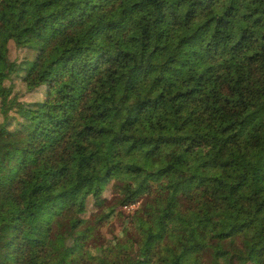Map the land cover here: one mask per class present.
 <instances>
[{
	"label": "trees",
	"instance_id": "1",
	"mask_svg": "<svg viewBox=\"0 0 264 264\" xmlns=\"http://www.w3.org/2000/svg\"><path fill=\"white\" fill-rule=\"evenodd\" d=\"M185 255L264 264V0H0V264Z\"/></svg>",
	"mask_w": 264,
	"mask_h": 264
},
{
	"label": "rangeland",
	"instance_id": "2",
	"mask_svg": "<svg viewBox=\"0 0 264 264\" xmlns=\"http://www.w3.org/2000/svg\"><path fill=\"white\" fill-rule=\"evenodd\" d=\"M107 195H108V191L105 189L103 191V193H102V196H107ZM141 201H142V199H138V201L135 202L134 204H131V205H128V206H124L121 209L124 212H130L131 210H133L137 206H139V203ZM84 212L85 213L89 212V208L87 206H86V209H85ZM108 222H109L108 223L109 226L105 225L104 227H102L101 231L105 232V231H107L109 229V227H111V230H113L114 234H116L119 231V229H120L121 219L118 218V217H114V218L110 219ZM190 258H191V255H185L179 264H189Z\"/></svg>",
	"mask_w": 264,
	"mask_h": 264
}]
</instances>
